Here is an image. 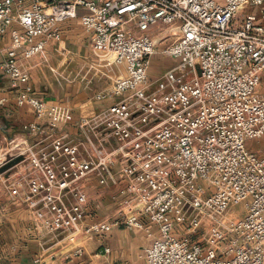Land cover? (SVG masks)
I'll return each mask as SVG.
<instances>
[{
    "label": "built area",
    "instance_id": "1",
    "mask_svg": "<svg viewBox=\"0 0 264 264\" xmlns=\"http://www.w3.org/2000/svg\"><path fill=\"white\" fill-rule=\"evenodd\" d=\"M75 18L92 49L126 70L96 93L118 99L78 121L77 141L58 132L71 109L37 96L25 67ZM162 27L175 38L161 53L177 64L153 79ZM0 38L2 80L33 111L22 129L50 139L14 143L0 162L23 155L7 190L34 228L71 239L151 222L145 264H264V152L254 148L264 137V0H0ZM91 176L117 185L121 205L80 228Z\"/></svg>",
    "mask_w": 264,
    "mask_h": 264
},
{
    "label": "crops",
    "instance_id": "2",
    "mask_svg": "<svg viewBox=\"0 0 264 264\" xmlns=\"http://www.w3.org/2000/svg\"><path fill=\"white\" fill-rule=\"evenodd\" d=\"M6 42L7 39L0 38V46H5ZM25 67L37 96L47 103L63 104L71 109L72 121L61 125L58 132L76 141L84 139L77 127L78 121L118 99L99 101L96 93L109 89L116 78L126 74L124 65L107 64L106 57L92 49L89 35L77 18L61 22V39L51 41L46 50L27 61ZM152 72L155 71L150 65L149 77ZM0 99H5L0 106V120L4 124L0 127L3 128L0 137L5 141L0 142L1 150L7 152L14 143L39 139L44 140L42 145L49 144L50 139L45 135L34 137L23 131L22 125L33 120V111L29 105H15V93L8 83L0 85ZM10 126L16 133L8 138L5 133H11ZM23 167L24 163H19L8 173H0V264H145V248L158 233L157 225L151 222H146L143 228L119 225L91 237L79 231L71 239L67 233L49 234L34 228L31 212L21 199L7 190V183L16 178L19 171L23 172ZM83 186L89 205L80 228L116 217L121 205L117 185L100 186L91 176ZM130 211L131 207L124 208V212Z\"/></svg>",
    "mask_w": 264,
    "mask_h": 264
},
{
    "label": "rangeland",
    "instance_id": "3",
    "mask_svg": "<svg viewBox=\"0 0 264 264\" xmlns=\"http://www.w3.org/2000/svg\"><path fill=\"white\" fill-rule=\"evenodd\" d=\"M252 11V10H255V9H251V8H247L245 10H243L241 12V15H245L248 11ZM161 31H165L164 33V36L167 38L166 40L162 41V42H159L158 44V48H157V53L155 55H153L152 59H151V66H152V69L153 71L155 72H158V73H155V72H152L150 73V78H157L159 77L160 75H162L167 69L171 68L172 66H174L175 64H177V60L176 59H173V58H170V57H167L165 55H163L161 53V50L164 48L163 46L165 45H168L170 44L173 40H174V36L172 35V33L170 32L169 29H167L166 27H162ZM161 31H157L155 33L156 36L158 37H161L162 33H160ZM0 83L3 85V84H6L7 85V81L5 80H2L0 81ZM0 84V85H1ZM1 121V120H0ZM1 125H4L3 122L1 121L0 123V127ZM10 130H11V135L10 134H7L5 133L6 137H11L13 136V134H15L16 132L14 131L15 128L14 127H8ZM1 129V128H0ZM3 130V128L1 129ZM0 130V132L2 133V131ZM17 130V129H16ZM0 142H5L4 139L2 137H0ZM254 148L255 149H258L260 152H264V137L261 138L258 142H255L254 143ZM6 156H4V150H1L0 148V162L5 158ZM249 199H247L248 201ZM245 211V205H244V202L240 203V204H237L233 207V212L234 214L239 217V216H242L243 213Z\"/></svg>",
    "mask_w": 264,
    "mask_h": 264
},
{
    "label": "water",
    "instance_id": "4",
    "mask_svg": "<svg viewBox=\"0 0 264 264\" xmlns=\"http://www.w3.org/2000/svg\"><path fill=\"white\" fill-rule=\"evenodd\" d=\"M0 81H2V76L0 74ZM24 159L23 155L15 156L0 166V173H8L12 167L20 163Z\"/></svg>",
    "mask_w": 264,
    "mask_h": 264
}]
</instances>
